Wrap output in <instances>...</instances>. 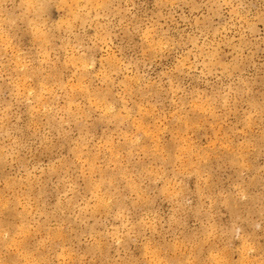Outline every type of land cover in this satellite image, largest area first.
<instances>
[{"label":"clouds","instance_id":"obj_1","mask_svg":"<svg viewBox=\"0 0 264 264\" xmlns=\"http://www.w3.org/2000/svg\"><path fill=\"white\" fill-rule=\"evenodd\" d=\"M0 264H264V0H0Z\"/></svg>","mask_w":264,"mask_h":264}]
</instances>
